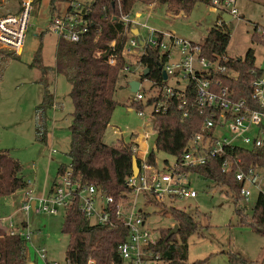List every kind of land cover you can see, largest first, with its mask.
I'll return each instance as SVG.
<instances>
[{
  "label": "trees",
  "instance_id": "obj_1",
  "mask_svg": "<svg viewBox=\"0 0 264 264\" xmlns=\"http://www.w3.org/2000/svg\"><path fill=\"white\" fill-rule=\"evenodd\" d=\"M150 1L156 6H164V10L172 14L179 11L187 14L195 4L210 3V0H119V10L125 14L136 4ZM52 2L53 0H49V4ZM117 13L118 5L115 1L94 0L86 7L84 14L88 21L87 32L76 42L62 38L56 40L54 63L48 68L54 74L64 75L67 79V95L72 110L67 125L69 138L65 154L68 164L58 166L55 178L48 187L50 189L54 186L55 179L68 171L72 179L80 184H92L116 201L120 193L126 190L124 178L131 173L132 157H135L136 166L140 164V160L130 150L128 139L126 142L119 137L114 145L102 141L103 133L117 105L114 94L118 73L126 63L121 54L124 41L123 25L114 18ZM0 14L5 13L0 9ZM253 35H257L256 31H253L251 41H254ZM228 39L229 29L218 17L215 25L207 29L206 35L199 42L200 56L214 60L225 55ZM111 40L114 41L113 46L109 45ZM111 53L115 55L114 65L106 62V57ZM14 56L13 52L0 50V78L3 62ZM163 60L164 57L157 49L145 47L139 62L143 68H148V72L145 75L141 73L138 79L151 81L154 85L164 84L165 80L162 79L158 68ZM253 62L251 48L246 50L242 58L219 61L236 73L232 77L221 76L222 84L226 85L236 98L248 99L247 83L262 73ZM42 68L44 73L46 68ZM151 100L152 98H149L146 103ZM50 107L55 109L54 96L43 84L40 104L34 109V138L40 143H45L47 139L46 111ZM132 107L140 110L144 105L140 101H133ZM201 124L202 114L198 111L191 110L186 118L181 119L176 100H167L164 111L151 115V127L155 132L154 150L174 157L179 156L190 136L201 130ZM230 156L239 159L238 165L243 170L248 167H264V154L259 149L234 148ZM146 161L154 164L153 150L148 151ZM20 169L16 159L0 150V197L26 186V181L19 175ZM182 170L210 181L214 186L224 188V192L230 194L233 211L239 223L264 234L263 192L258 191L248 213L245 212L244 206L238 207V200H241V182L235 179L233 172L220 171V157L209 158L201 165L183 167ZM150 203L160 205L153 201ZM77 207V204L73 203L64 208L60 225V232L68 238L64 256L69 264H86L88 259L94 264H123L116 252V246L126 238V227L114 217H111L110 223L91 224L80 215ZM167 213L177 226L176 233L167 236L170 228L160 230L152 251L158 253L159 258L167 261V264H184L186 240L192 234H200L202 226L192 214L183 210L169 207ZM27 261L26 241L18 236L8 235L0 225V264H26Z\"/></svg>",
  "mask_w": 264,
  "mask_h": 264
},
{
  "label": "rangeland",
  "instance_id": "obj_2",
  "mask_svg": "<svg viewBox=\"0 0 264 264\" xmlns=\"http://www.w3.org/2000/svg\"><path fill=\"white\" fill-rule=\"evenodd\" d=\"M45 1L35 0L32 3L22 51L14 58L6 59L1 68L0 150L19 162V175L26 181V186L0 197V225L5 227L10 221L15 229L29 231L31 245L44 247L48 261L55 260L63 264L68 240L67 236L60 232L64 216L63 207L57 206L56 214L34 213L31 210L25 214L20 209L24 198L47 195L58 166L68 164L65 152L69 138L67 125L72 110L67 95L69 83L64 75L54 74L48 68L54 61L57 38L49 32L41 35V31L38 32L48 16L55 11ZM16 7L15 0H8L1 3L0 9L3 13H10ZM58 7L61 12L65 4L59 3ZM235 7L237 17H232L226 22L229 39L225 56L242 58L246 50L251 48L254 66L264 73V0H235ZM131 12H140L138 20L147 28L170 31L180 38L196 43L203 39L207 29L214 26L216 19L221 16L219 11L203 3L195 4L187 14L182 11L176 14L166 12L164 6H156L152 1L136 4ZM253 31H256L257 35H253L254 41H251ZM146 33V28H140L142 37H145ZM136 50L141 52L142 48L137 47ZM122 57L132 62L135 55L122 53ZM175 61L176 59H171L168 64H174ZM39 66L46 68L44 73ZM164 82L173 87H179L183 83L182 80L171 77ZM43 84L54 96L55 109L50 107L46 111L47 139L45 143H40L34 138V109L40 104ZM148 85V82L142 80L141 87H144L145 94ZM128 97L129 100L131 93ZM148 113L149 108L144 111L143 116H137L134 110H129L118 102L103 133L102 141L114 145L121 135L127 142L131 131L135 140L140 142L139 132H149L146 140L148 151L153 150L157 167L168 169L173 165L175 158L171 154L154 150L155 132L149 123ZM227 134L228 131L220 133ZM50 149H54V152L51 153ZM137 151L139 152L138 149ZM254 172L258 174L255 183H260L264 189V168ZM186 181L195 190L196 196L165 200L163 205H143L146 228L155 234L162 229L171 228L174 222L167 209L174 207L192 214L202 226L200 234H192L186 240L184 264H264V234L239 223L233 211L230 194L224 192V188L214 186L210 181L194 174L186 178ZM245 186L250 195L246 199L238 200V207L244 206L245 212L248 213L258 188L249 182H246ZM31 245L26 243L27 257L33 264H43Z\"/></svg>",
  "mask_w": 264,
  "mask_h": 264
},
{
  "label": "built area",
  "instance_id": "obj_3",
  "mask_svg": "<svg viewBox=\"0 0 264 264\" xmlns=\"http://www.w3.org/2000/svg\"><path fill=\"white\" fill-rule=\"evenodd\" d=\"M5 1L8 0H0L2 3ZM34 1L15 0L17 7L14 11L0 14V50L13 52L15 55L21 53L31 5ZM93 1L53 0L52 4H49V0H46L45 3L55 11L48 16L38 32H49L57 39L62 38L69 42L78 41L87 32L88 21L84 14L86 7ZM112 1L118 5V13L114 18L123 25L124 41L121 54L135 55L132 62L126 60L119 70L118 81L122 80L127 86L130 77H135L139 82L137 90L131 92L126 107L134 110L137 116H143L144 111L149 108L151 125L152 113L164 111L167 100L174 99L181 119L186 118L191 110L202 114L201 130L190 136L181 154L174 157V163L168 169L157 167L155 160L154 164L147 162L146 156L142 159L138 158L140 164L137 166L136 174L133 175L131 172L124 178L126 190L120 193L116 201L92 184H80L66 171L56 178L54 186L49 188L47 195L24 198L20 209L25 214L29 210L34 213L56 214L57 206L64 209L76 203L80 215L91 224L110 223L111 217H114L127 230L124 241L116 246V252L123 264H167V261L159 258L158 253L152 251L159 233H153L144 225L143 205L152 204L151 201L163 205L165 200L194 198L196 192L186 181V178L193 174L182 170L183 167L201 165L209 158L220 157V171L233 172L235 179L241 182L239 188L241 198L246 199L250 195L249 189L245 186L246 182L255 185L264 196L263 186L255 183L258 174L254 172L264 167H248L243 170L238 165L239 159L230 156L234 148L259 149L264 154V73L253 77L247 83L248 99L236 98L231 90L222 84L221 76L236 75L233 70L219 63L228 59L225 55L218 56L214 60L206 59L200 56L199 43L180 38L170 31L147 28L138 20L140 12L130 11L124 14L119 10V0ZM59 3L65 4L61 12ZM209 6L220 14L225 12L231 18L237 17L235 0H210ZM220 18L222 19L221 16ZM140 28L147 29L145 37L140 34ZM132 29H135L136 33H133ZM137 37L141 40V44L138 43ZM113 44L114 41L111 40L109 45L113 46ZM137 47L142 48V51L137 52ZM145 47L157 49L164 57L159 69L160 74L161 70L165 73L163 80L169 77L182 80L181 86L173 87L165 83L154 85L151 81L144 80L149 83L145 94L144 87H141L142 81L138 79L142 70L136 71V66H132L135 62H139ZM171 59L176 61L169 65ZM106 62L114 65L115 55L109 54ZM149 98L152 100L146 103ZM133 101H140L144 107L140 110L134 109ZM222 131H228V134L220 135ZM148 133L141 139L146 141ZM129 137L132 139L128 140L130 150L136 155L137 149L139 150L138 141L132 133H129ZM50 152L53 153L54 149H50ZM13 226L10 221L6 223L4 228L7 234L23 238L31 245L30 232L21 228L15 229ZM31 247L43 264H59L55 260L48 261L44 247L33 245ZM63 264L69 262L64 259ZM86 264L94 263L88 259Z\"/></svg>",
  "mask_w": 264,
  "mask_h": 264
},
{
  "label": "crops",
  "instance_id": "obj_4",
  "mask_svg": "<svg viewBox=\"0 0 264 264\" xmlns=\"http://www.w3.org/2000/svg\"><path fill=\"white\" fill-rule=\"evenodd\" d=\"M53 63H54V61H53ZM53 63H52L51 66H53ZM133 65L136 66L135 67L136 71H138L139 69L143 70V66L140 64V62H135ZM41 69H42L41 72L43 73V68L41 67ZM130 80H136V79H135V77H130ZM130 93L131 92L129 91L128 85L125 86L123 84L122 80L117 81V89H116L115 94H114V98H115V96L117 98V99H115L117 103L120 102V103H122L123 105L126 106L127 100L129 98L128 96H129ZM141 132L142 131L139 132V136H138V139L141 140L140 142L138 141L139 152L137 153V155H135L139 159L144 158L147 155V153H148V147L146 145V141L144 142V140L141 139V137H143L144 134L147 133V132H144V133H141ZM120 137L123 138V136H121V135H120ZM123 139H125V138H123ZM34 196H37V195H34ZM27 263L33 264L29 260V257H28Z\"/></svg>",
  "mask_w": 264,
  "mask_h": 264
},
{
  "label": "water",
  "instance_id": "obj_5",
  "mask_svg": "<svg viewBox=\"0 0 264 264\" xmlns=\"http://www.w3.org/2000/svg\"><path fill=\"white\" fill-rule=\"evenodd\" d=\"M221 17H222V20L223 22H228L230 19H231V16L227 13H221ZM229 27H231V25L229 24ZM133 33H136V30L135 29H132L131 30ZM137 41L139 44H141V40L137 37ZM158 68L160 69L161 66L158 65ZM148 72V68H143L142 70V75H145L146 73ZM161 76H162V79H165V73L163 70H161ZM138 81L137 80H129L128 81V88H129V91L130 92H135L137 90V86H138ZM131 172L133 175L136 174L137 172V166H136V162H135V157L133 156L132 159H131ZM176 229H177V226L175 224H173L170 228V230L168 231L167 233V236H170L174 233H176ZM26 264H30V263H26Z\"/></svg>",
  "mask_w": 264,
  "mask_h": 264
}]
</instances>
